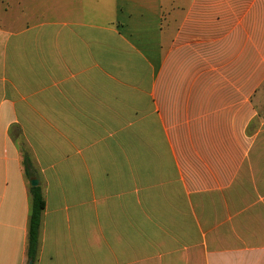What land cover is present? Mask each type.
Wrapping results in <instances>:
<instances>
[{"label": "crops", "instance_id": "crops-1", "mask_svg": "<svg viewBox=\"0 0 264 264\" xmlns=\"http://www.w3.org/2000/svg\"><path fill=\"white\" fill-rule=\"evenodd\" d=\"M32 179L33 264H264V0H0V264Z\"/></svg>", "mask_w": 264, "mask_h": 264}, {"label": "trees", "instance_id": "trees-1", "mask_svg": "<svg viewBox=\"0 0 264 264\" xmlns=\"http://www.w3.org/2000/svg\"><path fill=\"white\" fill-rule=\"evenodd\" d=\"M24 165L27 175L31 178L32 172L30 171L31 162L27 155L24 157ZM32 195L31 213H30V224H29V238H28V259L29 262L34 263L37 259L38 248H39V236L42 213L45 209V199L41 188L39 186L30 187Z\"/></svg>", "mask_w": 264, "mask_h": 264}, {"label": "water", "instance_id": "water-1", "mask_svg": "<svg viewBox=\"0 0 264 264\" xmlns=\"http://www.w3.org/2000/svg\"><path fill=\"white\" fill-rule=\"evenodd\" d=\"M39 185V181H38V179H32L31 181H30V186L31 187H36V186H38ZM28 264H33L32 262H29Z\"/></svg>", "mask_w": 264, "mask_h": 264}]
</instances>
